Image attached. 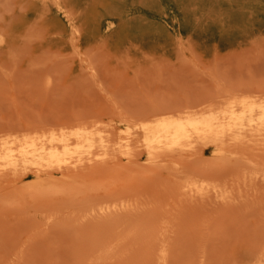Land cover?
<instances>
[{"label": "rangeland", "instance_id": "1", "mask_svg": "<svg viewBox=\"0 0 264 264\" xmlns=\"http://www.w3.org/2000/svg\"><path fill=\"white\" fill-rule=\"evenodd\" d=\"M242 96L264 103V0H0V138L98 139L0 167V264H264V135L150 157L139 127Z\"/></svg>", "mask_w": 264, "mask_h": 264}, {"label": "bare ground", "instance_id": "2", "mask_svg": "<svg viewBox=\"0 0 264 264\" xmlns=\"http://www.w3.org/2000/svg\"><path fill=\"white\" fill-rule=\"evenodd\" d=\"M258 96H259V94H258ZM235 99L236 98L233 99V97H231L230 100L228 99L229 101L225 100L226 101L225 102L226 108L224 107L225 105L224 106L221 105V108L222 107L225 108V109L222 108V111H220L221 109H220V107H218V105L214 104L217 106V107H215L216 110L218 108L220 109L219 112H214L216 110L213 111V109H212L213 104H212V107L211 106H207V107L202 106L204 108H201L195 112H185V113H182L179 115L167 114V115H160V116H156V117L153 116L154 118H152L151 120L143 122L141 124V126H139V127H141L140 130H142V133L144 136V142H145L147 150L150 154V157L151 156L153 157L157 153V151L160 150V148L162 146L167 147L169 149H172L174 147L175 148L179 147V149H180V147L183 145V142H185V141L187 142L188 140H192L193 138L198 139L197 141H199V139H201L200 141H202L203 139H210L209 142L212 141L213 146H214V144L216 145V143L219 145V143L222 142L221 139L224 138L226 135L228 136V134H229V136L231 134V135H234V137H235V135L238 133L241 134V132H244V134L246 135L245 131H249L251 133H254V135L255 134L261 135V136L264 135V103L261 101L258 102L255 100L256 97L254 99V98H250V96L249 97L242 96V98L240 97V99H238V100H235ZM220 104H219V106H220ZM176 111H180V110H176ZM166 112H168V111H166ZM175 114H177V113H175ZM93 122H94V119H93ZM92 125H90V126L92 127ZM97 126H98V124H97ZM101 128H104V126L101 125ZM107 128H105V129H107ZM58 129H60V127ZM41 130H43V129H41ZM15 131H17V130H15ZM94 133L95 132H90L88 130V128L84 125H80L76 129L69 130V131L64 130V129H61L59 131H53L51 129L48 133H43L42 135H38L35 133L33 135L27 134V133L26 134L22 133L20 136H18L17 135L18 133H16V132H15L16 135H14V134H6L5 135V133H4V136H2L0 138V167L3 169L10 168V169H13L14 171L15 170L17 171V169L22 168V166H32V165L34 166L36 164L40 165L42 163L43 164L45 163L48 166V168H50L49 166H51V165H57L58 166V164L60 165V163L62 162L63 157L73 156L77 152H80L79 150H83L84 152L90 154L91 153L90 151L93 150V148H94V141L98 140V139L93 140V134ZM95 134H97V133H95ZM245 135L242 134V136H244V138H245ZM126 136H129V134ZM236 136H238V135H236ZM251 136L248 135V139L245 138V140H249V137H251ZM256 137L255 136L252 137V138H254L253 141L255 140L254 145L256 142L257 143L259 142V141H256L257 140ZM229 138H231V136ZM125 139H127V137ZM236 139H238V138L236 137ZM232 140L234 141V139H232ZM71 141L76 143L74 148H70V146H72V145H70ZM197 141L195 143H197ZM200 141H199V143H200ZM193 142L194 141L192 140V143ZM212 142H210V143H212ZM229 142H227V143H229ZM238 142H239V140H238ZM106 143H107V140H102L103 147H105ZM128 143H129L128 139L125 140V144L123 143L124 144L123 147L125 149L128 148ZM202 143H203V145L206 144L204 142H202ZM202 143L200 144L201 147H202ZM245 143H246V141H245ZM231 144H234V143L231 142ZM247 144H250V143L247 142ZM138 145L139 144H137L136 146H138ZM186 145H189V144L187 143ZM194 145H193V147H194ZM13 146H16L15 149H13ZM207 146H205V147H207ZM114 147H117V146H114ZM114 147L112 146V148H114ZM191 147H189V148H191ZM96 148H94L95 150L92 152L97 151ZM175 148H174V150H176ZM136 149H140V148H136ZM143 149L145 150V147ZM179 149L177 148V150H179ZM182 149H183V147L180 150H182ZM185 149H187V146L183 150H185ZM191 149H193V148H191ZM120 150H121V148H120ZM162 150L164 152V149H162ZM162 150H161V152H162ZM174 150L172 152H174ZM127 151H129V150H127ZM100 152H102V151H100ZM106 152H104V153H106ZM165 152H167V151H165ZM104 153H100V154L97 153V154L102 155ZM115 153H117V152H115ZM115 153H113V155ZM169 153H171V152H169ZM108 155H107V157H108ZM93 156H92V158H93ZM76 157H77V155H76ZM101 157H103V156H101ZM121 157H124V156H121ZM70 159H71V157L69 158V160ZM78 159H79V157H78ZM71 160H73V159H71ZM99 160H101V159H99ZM73 161L75 163V160H73ZM86 161H88V160H86ZM86 161H85V163H86ZM64 162H67V161H64ZM67 164H64V165L66 166ZM77 164H79V162H77ZM77 164L76 165L74 164V166L77 167ZM81 164H79V165H81ZM81 166H83V165H81ZM37 167L34 166V168H37ZM1 168H0V170H1ZM38 168H40V166ZM52 168H51V170H52ZM68 168H70V167H68ZM25 169H27V168H25ZM40 169H42V168H40ZM2 171L3 170H1L0 173L4 172V171L3 172ZM45 171H47V170H45ZM11 172H13V171H11ZM0 175H2V174H0Z\"/></svg>", "mask_w": 264, "mask_h": 264}]
</instances>
